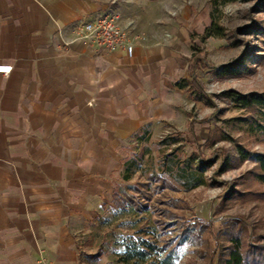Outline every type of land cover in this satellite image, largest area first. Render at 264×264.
Wrapping results in <instances>:
<instances>
[{"label":"crops","instance_id":"1","mask_svg":"<svg viewBox=\"0 0 264 264\" xmlns=\"http://www.w3.org/2000/svg\"><path fill=\"white\" fill-rule=\"evenodd\" d=\"M106 13L131 58L75 38ZM209 24L181 0H0V264H80L79 235L112 201L132 138L176 119L191 35Z\"/></svg>","mask_w":264,"mask_h":264},{"label":"rangeland","instance_id":"2","mask_svg":"<svg viewBox=\"0 0 264 264\" xmlns=\"http://www.w3.org/2000/svg\"><path fill=\"white\" fill-rule=\"evenodd\" d=\"M190 3L208 8L209 17L212 12L217 23L227 31L241 29L223 39L208 38L204 42L199 38L202 34L191 35L189 67L185 77L180 79L196 77L213 105L206 104L190 89H183L179 92L174 122L155 125L144 140L133 144L131 149L132 153H137L148 147L156 159L158 144L164 137L179 133L186 142L194 138L201 144L202 151L214 159L208 175L214 178L216 185L201 186L189 192L170 188L155 191V184H151L150 189L139 187L145 182V176L138 174L128 183L119 182L115 186L134 185L144 191L147 197L139 199L148 210L137 215L116 208L112 201L104 204L78 238L81 254L101 253L94 264H114L121 251L116 241L132 235L135 227L146 226L154 228L153 238L158 246L168 240L170 246L177 247L176 264H224L227 253L236 245L245 254L246 263L264 261V181L258 178L260 169L253 161L239 156L235 142L205 143L212 127L222 126L250 151L264 153V138L250 136L238 126L224 123L225 119L236 117L239 111L218 96L227 90L247 93L264 89V7L258 0L226 4L218 0L216 3L181 0L182 5ZM194 60L201 61L203 67L191 71ZM234 62H239L236 73H221L224 65ZM203 121H208L210 126H205ZM190 150V144L186 143L185 151ZM148 233L149 230H145L141 236L147 239ZM154 255L158 259L162 257V253ZM84 264L92 263L86 260Z\"/></svg>","mask_w":264,"mask_h":264},{"label":"trees","instance_id":"3","mask_svg":"<svg viewBox=\"0 0 264 264\" xmlns=\"http://www.w3.org/2000/svg\"><path fill=\"white\" fill-rule=\"evenodd\" d=\"M222 4L233 2L236 0H218ZM216 3V0H213ZM264 7V0H258ZM241 29L227 31L220 26L213 13H210V24L205 27L202 35L199 37L201 42L208 38L223 39L229 33L239 32ZM192 48L197 50L194 45ZM241 62V61H239ZM239 62L224 65L221 69L223 74L236 73L237 64ZM202 68L201 61L194 60L189 68L193 71L196 68ZM179 89H190L199 99L206 104L213 105L210 97L204 91L201 83L196 77L189 80L179 79L176 82ZM219 98L225 101L229 106L239 111L236 117L225 119L224 123L232 126H238L241 131L250 135L264 138V89L259 92L240 93L235 90H227L220 93ZM205 126H210L208 121H203ZM148 130L136 134L129 145V155L122 163L120 173V182L125 184L130 182L137 174L145 176V182L140 183L141 188H151V184H155L154 190L170 188L178 191L189 192L201 186H215L216 181L212 176L208 175L214 159L207 156L202 151V146L194 138L186 142L179 133H173L164 137L158 144L157 158L154 159L148 147L137 153H132L133 144H139L144 140ZM147 133V134H148ZM221 140H229L235 142L237 152L243 159L251 160L260 169L258 178L264 181V153L250 151L243 144L239 143L234 137L225 132L222 126H213L209 131L206 140L207 145H213ZM189 143L190 152L185 151V144ZM118 185L113 191L112 203L120 210H127L133 214H142L148 210L147 205L139 199L146 198V193L139 187L134 185ZM149 230L150 237L144 239L141 232ZM151 230V232H150ZM153 227H135L132 235L125 236L121 240H117L116 244L121 246V251L114 264H176L178 260L177 247L170 246L171 241H162L158 246L153 238ZM181 242L178 241L177 245ZM158 249V251H157ZM155 253H162L160 259L154 257ZM161 255V254H160ZM101 256L100 252L94 254H79V263L90 261L92 264L98 261ZM245 254L239 250L236 245L229 253H227L224 264H264L246 263ZM250 259H253L250 257ZM248 260V259H247ZM250 261V260H249Z\"/></svg>","mask_w":264,"mask_h":264},{"label":"built area","instance_id":"4","mask_svg":"<svg viewBox=\"0 0 264 264\" xmlns=\"http://www.w3.org/2000/svg\"><path fill=\"white\" fill-rule=\"evenodd\" d=\"M75 38L85 41L98 50L114 51L122 48L127 57H132L134 44L127 28L121 24L119 16L113 13L100 14L80 23L74 28ZM11 66L0 64V74L10 73Z\"/></svg>","mask_w":264,"mask_h":264}]
</instances>
